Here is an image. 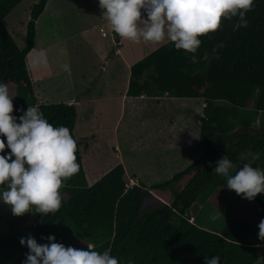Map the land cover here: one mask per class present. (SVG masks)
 I'll return each mask as SVG.
<instances>
[{
    "label": "trees",
    "instance_id": "trees-1",
    "mask_svg": "<svg viewBox=\"0 0 264 264\" xmlns=\"http://www.w3.org/2000/svg\"><path fill=\"white\" fill-rule=\"evenodd\" d=\"M20 1L0 0V84L7 85L11 96L23 86L34 100L28 106L14 107L12 115L19 117L28 107L39 106L54 127L70 130L77 143L79 164L78 174L60 190L63 199L59 211L45 216L36 213V225L29 234L37 243H47L41 237L49 235L61 243L54 227L58 221H70L94 250L110 249L120 264L129 260L133 264H204L205 257L214 256L220 258L219 264H264V241L258 239L264 194L254 199L252 220L230 218L219 232L200 227L187 215L196 201L204 203L216 188L228 190L226 178L213 171L222 156L228 155L240 167L248 162L239 159L241 154L259 152L260 159L253 166L264 168V127L251 125L253 110L264 111V0H254L253 10L246 14L247 27L233 31L234 18L223 21L217 32L200 37L196 63L189 62L191 54L176 50L169 42L130 66L128 96L169 95L204 102L202 113L193 115L200 121L198 143L203 155L151 188L140 183L129 186L122 163L87 184L80 143L74 135L75 106L36 104L26 65V55L35 44L36 19L47 0L31 5L22 48L6 27V16ZM206 53L208 59H202ZM0 139L6 143L4 137ZM8 152L6 147L0 155ZM150 196L161 200L156 206L142 207ZM29 234L13 227L0 234V264H22L28 249L19 240Z\"/></svg>",
    "mask_w": 264,
    "mask_h": 264
},
{
    "label": "rangeland",
    "instance_id": "rangeland-1",
    "mask_svg": "<svg viewBox=\"0 0 264 264\" xmlns=\"http://www.w3.org/2000/svg\"><path fill=\"white\" fill-rule=\"evenodd\" d=\"M35 1L21 0L6 16V27L19 48L25 44L26 24L30 7ZM101 13L98 0H48L36 21L38 37L34 51L35 57L44 48L49 71L55 70L53 68L58 59L62 66H69L68 71L63 69L59 73L56 70L58 73L47 76L50 85L57 78L69 84L80 80L83 75L86 82L90 80L91 90L94 92L98 85H102L98 82L101 73L108 83H111L110 90L113 94L111 97L94 98L92 96V102L87 106L89 111L93 110L96 114L98 110L101 111L100 119L99 117L97 119L99 121L91 123L88 129H83L77 122L74 128V135L80 143L81 160L86 169L84 173L88 181L94 182L109 167L122 163L127 176L133 175L140 184L151 188L154 184L167 180L174 173L201 158L203 148L199 144L179 149L166 148L163 145L165 139L158 134L157 129L153 128L159 123L166 124V128L176 115H188V110L180 109V101H169V99L167 101L165 98L153 97L143 99L127 97V100L123 101L127 69L120 64L112 66L111 61H108L105 67L103 66L104 57L108 54L112 59L116 47L113 46L114 38L110 34V25ZM100 23L108 33L104 38L98 31ZM50 42L53 44L56 42L55 46L64 44L63 55H55L56 48L50 49L44 46L45 43ZM169 42L167 39L160 43L144 41L134 43L124 40L123 46L125 55L136 62L155 48ZM100 50L105 51L102 57ZM35 57H27L26 65L29 71L32 69L31 61ZM60 74L61 77L58 76ZM53 96L55 94L46 98L48 99L46 103H55L59 100ZM16 99L20 103L19 106H28L34 101L23 86H19L17 95L12 96L14 107H16ZM251 120L252 126L264 127V111L253 110ZM89 167L94 168V173L92 170L91 173L88 171ZM127 176L125 179L128 184L131 183L130 178L136 182V179ZM160 200L156 196H150L144 199L142 207L156 206ZM253 205L254 200L243 199L242 196L218 187L204 203L196 201L187 215L190 216V221H194L200 227L219 232L230 218L252 220ZM30 211L32 212L23 216H13L10 207L0 201V234L11 231L12 227L26 235L32 232L37 216L33 213V209ZM177 221L175 217L173 223L176 224ZM54 232L58 234L59 241L66 246L77 249H85L88 246L85 237L70 221H58ZM1 264L12 263L2 262Z\"/></svg>",
    "mask_w": 264,
    "mask_h": 264
},
{
    "label": "clouds",
    "instance_id": "clouds-1",
    "mask_svg": "<svg viewBox=\"0 0 264 264\" xmlns=\"http://www.w3.org/2000/svg\"><path fill=\"white\" fill-rule=\"evenodd\" d=\"M98 6L101 16L121 39L134 43L167 39L176 50L191 54L190 63H196L200 37L217 32L223 21L232 22L234 18L233 31L247 27L246 14L253 10L254 0H98ZM202 59L207 60L208 54ZM46 64L47 55L41 49L30 67ZM62 67L70 70L68 65ZM13 111L9 89L0 84V136L6 139V143L0 139V152L6 147L9 150L7 155H0V201L17 217L32 212V208L41 216L55 214L62 206L60 190L64 182L79 172L76 140L67 127L49 123L39 106L19 110L23 111L19 117L12 115ZM239 159L248 162L237 167L224 155L213 171L226 178L228 190L252 201L264 194V168L253 166L260 153L241 154ZM258 229V239L264 241V219ZM41 239L48 242L38 244L31 234L20 238V245L28 249L22 264H120L110 249L100 252L92 246L86 250L66 247L55 242L53 235ZM219 259L205 257L204 264H219Z\"/></svg>",
    "mask_w": 264,
    "mask_h": 264
},
{
    "label": "crops",
    "instance_id": "crops-1",
    "mask_svg": "<svg viewBox=\"0 0 264 264\" xmlns=\"http://www.w3.org/2000/svg\"><path fill=\"white\" fill-rule=\"evenodd\" d=\"M47 2H48V0H47ZM47 2L45 4V6L47 5ZM36 21H38V18L36 19ZM102 25L103 24H101V23L98 24V31L99 32H100L99 29L101 27L104 29V27ZM109 29H110V34L114 38L113 46L116 48L113 51L112 59L108 54L106 57H104L103 66L106 65V63L108 61H111L112 66H116V64H120V65H122V67H125V69H127V74L125 76L123 95H122L123 101H126L127 97L128 98H137V99L138 98L143 99L145 97L149 98L148 96H144V95H141V96H128V95H126V90H127V86H128V82H129V75H130V66L135 62L131 61L129 59V57H127L125 55V50H124V46H123L124 45L123 44L124 39H121L120 37L116 38L114 36L113 31L111 30L110 26H109ZM107 35H108V33L106 32V35L105 36L101 35V37L104 38ZM37 37H38L37 27H36V23H35V44H34V47L26 55V60H27L28 56H30V57L34 56L35 57L34 51L36 50ZM56 42L54 44H53V42H50L49 44L45 43L44 46L49 47L50 49L56 48L57 52L55 55L61 56V55H63V49H64L63 45L64 44H61L60 46H55ZM104 54H105V51L100 50L101 57L104 56ZM37 56L38 55H36V57ZM47 67H48V63L46 65L40 66L36 69L32 68L31 71L28 70L29 75H30V79H31V86H32V91H33L35 103L36 104L46 103V101H48V99H46V98L51 96V94H55V96H53V97L59 99V100H56L55 103H59V102L68 103V104L72 103L75 106L76 113H77L75 127H76L77 122H79L82 125L83 129L84 128L88 129L90 127L91 123L99 121L97 119L100 116L99 114L101 113V111L98 110L97 111L98 113L96 114L93 110L89 111L87 106H88V104H91L92 98H93L92 96H94V98L95 97L108 98V97H111V95H113L111 90H110L111 83H108V80L106 79V77L102 76V73H101L98 82L99 83L101 82L102 85H98L96 91H94V92L91 90L92 85L90 83V80L88 79V81L86 82V80L83 79V75H81V79L77 80L76 82L72 81V83L68 84L64 80L57 78L54 80L53 84L50 85V84H48V77L47 76H49L50 74L54 75V74L58 73V72H56V70H58L60 73L61 70H63V68L61 65V61L59 59H58L57 63L55 62V66L53 68L55 70L49 71ZM111 70L113 71L114 69L112 68ZM58 76L61 77V74ZM44 92H46V93H44ZM40 98L43 101L40 100ZM153 98H158V99L165 98V100H167V101H168V99H169V101H174V100L177 101L178 100V101H180V109L181 110H188V112H189V114L185 115V116L176 115L173 118L171 124H169L166 128H165L166 124L162 125L161 123L153 126V128H155V129H157V131H159L158 134L159 135L161 134L162 135L161 137L163 139H165V144H163L164 147L169 148V149L170 148L179 149V148H185V147L195 146L196 144H199L198 138H199V131H200V121L197 120L193 115L202 113V108L204 105L203 100L201 98H180V97H174V96H169V95H165V96L162 95V96H155V97L153 96ZM19 104H20L19 101L16 99V106H19ZM99 119H100V117H99ZM163 130L165 132H163ZM75 138H76V136H75ZM118 156H120V155L118 154ZM82 167H83V171L85 172L86 169H85L83 164H82ZM123 167H124V171H125L124 176H127L125 166L123 165ZM110 168L111 167H109L108 170ZM91 170H92V173H94L93 167H89L88 171L90 172ZM84 174H85L86 182L88 185H91L92 183H94L98 179L97 178L94 182H90L87 179L86 173H84ZM127 177L128 178H130V177L134 178L133 175L127 176ZM134 179H136V178H134ZM136 181H137V183H140L137 179H136ZM87 245L89 246L90 244L87 243Z\"/></svg>",
    "mask_w": 264,
    "mask_h": 264
},
{
    "label": "built area",
    "instance_id": "built-area-1",
    "mask_svg": "<svg viewBox=\"0 0 264 264\" xmlns=\"http://www.w3.org/2000/svg\"><path fill=\"white\" fill-rule=\"evenodd\" d=\"M99 30H100V33H101L102 36H105L106 35V31L102 27ZM130 180H131V183L129 182V184H128L129 186L137 183V181L135 182L131 178H130ZM89 246H91V245H89Z\"/></svg>",
    "mask_w": 264,
    "mask_h": 264
}]
</instances>
